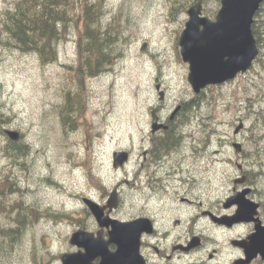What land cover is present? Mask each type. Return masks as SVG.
Returning a JSON list of instances; mask_svg holds the SVG:
<instances>
[{
  "label": "rangeland",
  "instance_id": "rangeland-1",
  "mask_svg": "<svg viewBox=\"0 0 264 264\" xmlns=\"http://www.w3.org/2000/svg\"><path fill=\"white\" fill-rule=\"evenodd\" d=\"M15 1L0 0V114L6 121L1 128L20 132L19 142L28 150L17 161L0 154V183L6 176L18 183L21 192H13L10 203L28 208L33 224L15 242L1 245L0 264H62L61 256L77 249L70 239L82 229L84 198L106 205L117 190L119 204H127L117 213L121 219L138 215L141 204L160 203L158 198L146 200L145 182L140 183L144 137L151 133L155 111L163 123L178 107L184 112L174 122L180 139L176 145L182 149L172 148L177 158L169 167L173 171L186 163L185 175L205 204L221 210L234 180L245 171L256 176L264 194V56L249 72L196 95L179 47L189 18L186 0H104L103 26L120 27L123 37L119 57L101 75L87 76L80 84L75 80L80 65L75 27L58 45V59L51 64L2 43L7 38L4 16ZM203 6L214 9L216 3L207 0ZM68 95L74 113L65 123L61 111L69 104ZM192 101L200 105L188 106ZM6 142L0 134V146ZM233 144L242 146L240 153ZM122 151L130 160L115 168L113 155ZM7 220L3 215L2 224ZM252 231L246 225L206 234L221 240L220 261L229 263L239 256L230 251V239Z\"/></svg>",
  "mask_w": 264,
  "mask_h": 264
},
{
  "label": "water",
  "instance_id": "water-1",
  "mask_svg": "<svg viewBox=\"0 0 264 264\" xmlns=\"http://www.w3.org/2000/svg\"><path fill=\"white\" fill-rule=\"evenodd\" d=\"M264 0H221V7L214 19L204 15L202 1L188 10V21L181 33L179 47L184 63L189 65L188 82L193 92L199 95L210 86L223 85L235 80L240 74L247 73L252 67L260 50L253 32L255 17L260 11ZM160 85H157L158 91ZM161 100L164 93L160 92ZM181 107H178L174 117ZM167 128L159 123L156 114H153L152 130L156 132ZM237 129L236 133L240 130ZM5 134L13 141L18 142L20 132L5 130ZM237 153L242 146L234 144ZM128 152H116L113 155L115 168L123 167L129 161ZM239 179L236 183H243ZM250 189L236 193L225 204V208L234 205L238 210L233 217L217 218L220 224H254V231L247 239L233 242L235 247L244 250L245 258L239 264H252L257 258L264 261V224L258 217L259 205L247 196ZM84 204L95 217L99 227L108 229V240L103 239L101 233L94 234L78 231L70 240L71 245L82 249L77 253H66L62 256L63 264H142L139 262V246L144 222H123L105 214L118 207V192L114 190L106 206L84 198ZM115 245L116 252H111L109 246Z\"/></svg>",
  "mask_w": 264,
  "mask_h": 264
},
{
  "label": "flooded vegetation",
  "instance_id": "flooded-vegetation-1",
  "mask_svg": "<svg viewBox=\"0 0 264 264\" xmlns=\"http://www.w3.org/2000/svg\"><path fill=\"white\" fill-rule=\"evenodd\" d=\"M155 113L157 114L156 111ZM183 113L180 109L174 117L171 115L166 123L161 122L157 115L159 122L167 128L156 132L151 130V133L144 137V161L140 163V183L143 185L145 182L144 190L148 189V191L143 190V197L146 200L158 198L160 203L153 206L141 204V212L126 219H121L117 216V213L120 208L126 207L127 204H119L111 212L107 208L105 214L109 215L111 219L123 222L137 220L144 222V230L141 233L139 246L141 258L139 262L142 264H239L245 258V253L243 249L235 247L233 242L247 239L253 231L246 236L230 239V251L239 252V256L229 263L220 261L222 251L219 250V247L222 245L221 240L215 235L206 234V231L215 229L217 232L226 233L246 226V224L228 226L220 224L215 219V217H233L238 210V206L234 205L227 209L225 204L233 195L235 196L236 193L242 192L246 188L251 190L248 198L259 205V218L264 224V214H262V211H264V201L262 199L264 194L261 193L258 183L254 181L256 176L251 178L250 173L245 171L242 174L244 182L236 184L239 177L234 180V187L230 189L229 196L225 198L223 208L217 210L209 207L199 195L194 193L196 188L194 182L185 175V169L189 170L185 162L180 163L177 168L171 171L169 164L171 160L177 157L170 151L172 148L181 147L180 149H182L181 144L178 146L172 142V138L176 136L174 134V122ZM167 138H169V141H167ZM239 169L243 171L242 166ZM193 170L195 173L198 172L195 167ZM172 180H178L179 185L176 186ZM85 211L86 215L80 216L79 219L82 229L78 231L89 232L96 237L98 233H101L103 239L108 240L109 230H102L93 214L87 208H85ZM206 223L208 226H204ZM247 226L254 230V224ZM109 249L111 252H116L117 247L111 245ZM81 251L83 250L77 248L75 252ZM256 261H261V259L254 262ZM99 262L100 259L95 261L96 264Z\"/></svg>",
  "mask_w": 264,
  "mask_h": 264
},
{
  "label": "trees",
  "instance_id": "trees-1",
  "mask_svg": "<svg viewBox=\"0 0 264 264\" xmlns=\"http://www.w3.org/2000/svg\"><path fill=\"white\" fill-rule=\"evenodd\" d=\"M104 0H16L14 6L9 8L4 16L3 33L7 38L1 39L2 43L7 42L17 50L35 55L43 64L54 63L58 59V45L63 41L70 29L78 30V48L80 65L76 69V81L83 83L85 77H97L112 65L119 57V47L122 45L123 37L121 30L113 25L106 27L102 24L104 10ZM200 0H186L187 9L190 5L196 4ZM206 3L207 0H202ZM216 3V8L206 7L205 15L213 18L216 16L221 0H211ZM79 7V11H77ZM264 12V6L256 15V22L253 32L258 46L264 48V17L259 19ZM121 43V44H120ZM264 55L256 61L260 62ZM75 77L74 73L72 78ZM70 95V93H69ZM68 95L69 104L61 111L63 122L66 123L74 113L71 100ZM193 108L196 101L187 104ZM196 105V106H195ZM192 108V109H193ZM6 121L3 113L0 114V134L6 137V145L0 146V154L15 161L26 156L28 145L23 142H13L5 135L1 126ZM181 137V136H180ZM169 141V138H167ZM176 145L180 142L176 136L172 138ZM163 145V143H162ZM13 192H21L18 183L10 181L6 176L0 183V247L1 245L15 242L23 233V228L32 225L30 211L23 204H11L9 196ZM17 211L15 218L11 217L12 212ZM8 217L7 223L2 224V217ZM16 222V225L11 226ZM264 264V263H261Z\"/></svg>",
  "mask_w": 264,
  "mask_h": 264
}]
</instances>
